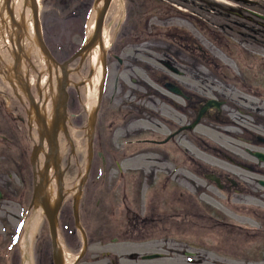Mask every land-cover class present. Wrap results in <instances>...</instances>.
Listing matches in <instances>:
<instances>
[{"label": "flooded vegetation", "instance_id": "obj_1", "mask_svg": "<svg viewBox=\"0 0 264 264\" xmlns=\"http://www.w3.org/2000/svg\"><path fill=\"white\" fill-rule=\"evenodd\" d=\"M119 1L125 24L132 22L134 54L108 50L91 107L92 62H72L60 112L56 76L45 79L24 47L27 10L1 2L0 184L11 187L16 171L23 183L30 177L33 197L51 136L61 151V170H50L48 179L63 189L56 241L45 218L17 264H55L56 256L59 264L170 263L171 248L141 251L157 237L171 243L173 222L232 228L228 241L213 237L215 258L184 251L189 264H223L222 250L231 264H264V5L240 6L245 13L227 8L231 22L208 30L225 59L194 36L205 30V0ZM222 134L237 139L240 150L223 149ZM190 147L212 151L216 160L207 164L189 155ZM82 161L85 168L74 174ZM220 194L232 219L204 222V211L220 215L213 205ZM6 195L0 190V202ZM11 228L3 235L11 251L0 254L7 258L20 233Z\"/></svg>", "mask_w": 264, "mask_h": 264}, {"label": "rangeland", "instance_id": "obj_2", "mask_svg": "<svg viewBox=\"0 0 264 264\" xmlns=\"http://www.w3.org/2000/svg\"><path fill=\"white\" fill-rule=\"evenodd\" d=\"M213 1V2H211ZM205 0L204 4V14L201 16L205 23V30L203 35L195 34L194 36L199 38V41L205 43L208 47L207 49L211 50L213 48V54L217 53L224 57V54L219 51L213 45L219 44L215 41L214 35L212 32L208 31L209 29H216L218 26H225L226 23L231 22L232 16L226 10L227 8L239 10L243 9L240 6H244L247 8L257 9V5H264V0ZM95 4L94 0H41L40 1V13L43 25V31L46 41L48 42V46L50 47L52 53L56 56L59 61H65L69 59L84 43L85 39L90 37L88 31V24L90 21V17L93 14ZM220 7V9H217ZM259 11V10H256ZM123 6L119 0H113L108 13L106 15L104 28L109 32L110 43L106 50H110L109 53L118 54L120 57H132L134 54V48L132 45L134 44V36L133 33L128 31V27L132 24L131 21L129 23L124 20L123 15ZM224 24V25H223ZM223 25V26H222ZM192 28V26L189 25ZM123 28V29H122ZM223 34V32H221ZM228 33V32H227ZM230 37H235L233 33H228ZM124 49V50H122ZM30 56L33 57L32 53ZM34 58V57H33ZM228 59L227 57H224ZM87 67L91 65V56H85ZM78 64V61L74 62L72 66ZM94 68V66H93ZM84 74V73H82ZM223 149L229 152H238L240 150L239 142L235 138L227 137L225 135H220L217 139ZM65 148H62L64 151ZM67 153H69V147L67 149ZM81 151V149H78ZM212 151L202 150L198 148H189V155H193L196 157H202L204 162L212 165V161L216 160L211 155ZM64 155V154H63ZM82 155V154H80ZM84 155V154H83ZM80 164V167L72 170L74 174L78 172V170L83 169L84 161ZM85 168V167H84ZM72 173V174H73ZM20 174L16 171H13V177L11 178V187L8 184L5 186L0 184V190L4 191L7 195L0 202V254L4 251L8 254L11 249L9 248L6 251V242L7 240L3 237L5 232V227L9 225L12 227L9 230L11 234L14 229L20 231L19 235L15 240V243L12 245V253L8 256L0 255V264H17L20 259L18 258L19 254L21 257L23 253H25V248L27 249V243L23 238L25 235L24 227L28 224L30 218L35 214L37 208L41 210V217L39 220V224L47 223L45 219V215L40 206L34 205L32 208L29 207V204L32 199V188H31V179L30 177L27 179V183H23V180L19 178ZM4 178H8L7 175H4ZM2 178L5 182V179ZM215 193V192H214ZM205 198L210 199L209 197ZM220 201H216L214 208L220 215L213 213L212 208L208 211H204V218L207 222L208 217L216 218L221 220L229 221L232 219V207L226 197L222 194L216 195ZM237 201L244 200V197H235ZM233 199V200H235ZM232 200V201H233ZM147 213V212H145ZM163 216L165 212H157L156 216ZM220 216V217H219ZM167 220V219H166ZM244 220L243 217H240L238 221ZM165 222V221H164ZM218 224L216 227H210L212 223H171V228L173 231L172 242L168 244H164L160 241H157L151 245H147V251H141L143 253L149 252H158V251H166V248H171L172 258L170 263L168 260H156L151 262H143L145 264H189L187 263V257L184 256V251H194L198 252L200 256L206 255L209 259L215 258L217 256L215 251L209 249L212 246L213 237L219 236L222 241H228V238L231 236V226L230 223H215ZM238 225H246L248 223H236ZM43 225V224H42ZM168 226V225H167ZM169 227V226H168ZM22 230V231H21ZM159 235V234H157ZM202 238V239H200ZM23 243V244H22ZM228 250H222L219 257L223 264H231L230 255H228ZM6 258L9 261L6 262Z\"/></svg>", "mask_w": 264, "mask_h": 264}, {"label": "bare ground", "instance_id": "obj_3", "mask_svg": "<svg viewBox=\"0 0 264 264\" xmlns=\"http://www.w3.org/2000/svg\"><path fill=\"white\" fill-rule=\"evenodd\" d=\"M40 1L41 0H36V3L39 5V7H40ZM102 6H103V1H99L94 7L93 14L90 17V21L88 24V31H89L90 35L93 33V30L95 28L96 18L98 16V13L102 9ZM15 7L18 10V12L22 9L30 10L29 9L30 4L24 2L23 0H15ZM38 17L40 18L41 14H39ZM32 18L33 17L31 15L29 16V12H28V23H27V30L28 31L25 35L26 38H25V42H24V44H25L24 47L26 48L29 55L32 53L33 57L38 60V63L41 66V70L44 72V76L46 75L45 79L48 75L51 77H55L56 72L59 71V68L55 67L52 63H50L47 60L46 56H44L43 52L40 50L38 37H37V34L35 32L34 21L32 20ZM109 43H110L109 32H108V30H106V28H103L102 33L99 37V40H98L96 46L89 53V56H91L92 65L94 66V70L96 72V74L94 73L93 80H92L93 85H92L91 81L88 83V84L92 85L91 89L88 90V95H87V104L89 107H91L92 104H94L95 100H96V90H97L96 88H97L98 83L100 82V77L102 75V73L100 72V69H101L100 64L102 61V56H103L104 52L106 51V49L108 48ZM55 98L56 97H54V100H55L54 101V107L56 109L57 100ZM58 111L60 112V109L57 110V112ZM50 142L56 144V146L58 148L57 153H58V158H59V169H58V171H55L54 168L51 171H55L56 173H58L61 170L60 169L61 151H60V148L58 147L57 142H55L54 136H51ZM49 172L50 171H47V172L42 174V178H43L42 183H43L45 193L48 195L49 200L53 203L54 201H56L55 200L56 193H58L60 191L62 192L63 189H62V185H61L60 181H58L57 191H56V187H55L54 183H52V181H50L51 182L50 184L48 183V179L51 180V178L49 176ZM37 185H39V183H37ZM40 217H41V210L39 208H37L35 214H33V216L28 221V224H26V226L23 229V230H25L23 242L25 241L27 244L30 243L31 238L34 235V233L38 227ZM26 262H28V260H26Z\"/></svg>", "mask_w": 264, "mask_h": 264}, {"label": "water", "instance_id": "obj_4", "mask_svg": "<svg viewBox=\"0 0 264 264\" xmlns=\"http://www.w3.org/2000/svg\"><path fill=\"white\" fill-rule=\"evenodd\" d=\"M102 0H96L95 5ZM111 0H103V6L100 12L98 13V16L96 18V25L93 34L91 37L86 41V43L83 45V47L75 54L73 55L69 60L65 61L62 64H59L54 57L52 56L51 52L47 48L43 38H42V32L40 30V19L38 17V9L36 8V0H32V9L34 12V20H35V31L40 43L41 51L43 54L46 56L47 60L52 61L57 67L60 68L62 77L59 78L58 82V98H57V104H56V109L59 110L61 108H66V102H67V92H66V85H67V78H68V72H67V67L68 65L77 59L78 57H84L90 50H92L98 40L99 37L102 33V29L104 26V19L106 16V12L109 8ZM4 2L9 3L10 0H4ZM58 148L55 143L50 142V148H49V153L46 155V162L44 165V172H47L50 167L52 166L55 171H58L59 169V158H58ZM36 156V152L34 153L33 158ZM43 174V173H42ZM41 174V179L43 181ZM39 185H35L34 189V199H33V204L37 206H41L44 210V213L50 223L52 232H53V237L55 240L56 234H55V229H56V221H57V215L61 206V191L59 192L60 198L58 197L56 201L53 203L48 199V195L45 193L43 183ZM56 264H59V258L56 256L55 259Z\"/></svg>", "mask_w": 264, "mask_h": 264}]
</instances>
